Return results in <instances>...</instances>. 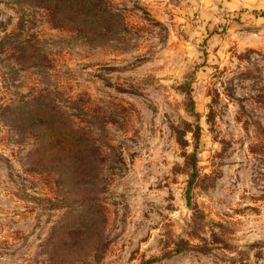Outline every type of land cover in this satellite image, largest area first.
Wrapping results in <instances>:
<instances>
[{
    "label": "rangeland",
    "instance_id": "1",
    "mask_svg": "<svg viewBox=\"0 0 264 264\" xmlns=\"http://www.w3.org/2000/svg\"><path fill=\"white\" fill-rule=\"evenodd\" d=\"M107 2L114 22L94 43L0 0V112L38 75L2 40L32 33L52 58L48 87L87 101L109 146L104 250L61 263L44 245L61 214L53 178L0 116V264H264V0Z\"/></svg>",
    "mask_w": 264,
    "mask_h": 264
},
{
    "label": "trees",
    "instance_id": "2",
    "mask_svg": "<svg viewBox=\"0 0 264 264\" xmlns=\"http://www.w3.org/2000/svg\"><path fill=\"white\" fill-rule=\"evenodd\" d=\"M17 1L39 9L50 28L94 43L106 38L115 17L107 0ZM2 41L15 60L32 66L38 74L36 85L30 86L16 102L2 106L0 116L9 115L16 133L29 137L31 147L26 159L53 178L50 206L61 210V214L52 223L44 245L61 263L74 256L80 261L86 252L87 259L96 262L104 250L105 214L101 196L106 186L104 167L109 155L103 150L109 146L98 132L102 123L95 125L87 101L80 102L58 87H48L52 58L34 34L19 37L10 32ZM188 97L193 109V101ZM193 140V150L187 156L189 176L184 195L185 205L190 209L193 208L190 190L197 174V126Z\"/></svg>",
    "mask_w": 264,
    "mask_h": 264
}]
</instances>
